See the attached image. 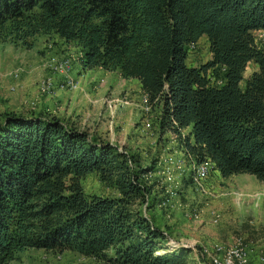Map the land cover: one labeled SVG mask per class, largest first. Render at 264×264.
I'll return each mask as SVG.
<instances>
[{
  "label": "trees",
  "instance_id": "trees-1",
  "mask_svg": "<svg viewBox=\"0 0 264 264\" xmlns=\"http://www.w3.org/2000/svg\"><path fill=\"white\" fill-rule=\"evenodd\" d=\"M262 28L264 0H0V42L29 44L52 32L76 42L85 68L138 78L163 106L161 132H174L198 161L212 159L223 176L248 172L264 182ZM203 34L211 57L189 65ZM250 61L258 67L243 87ZM154 169L155 160L143 165L74 121L5 112L0 264L28 247L73 250L106 264H186L192 249L173 243L143 209L158 202L160 191L145 180ZM91 172L117 193L87 192L83 178Z\"/></svg>",
  "mask_w": 264,
  "mask_h": 264
},
{
  "label": "rangeland",
  "instance_id": "rangeland-1",
  "mask_svg": "<svg viewBox=\"0 0 264 264\" xmlns=\"http://www.w3.org/2000/svg\"><path fill=\"white\" fill-rule=\"evenodd\" d=\"M29 41V44H22L8 38L0 42V121L7 111L49 112L74 121L91 134L118 144L120 149L135 153L143 165L151 164L155 160V169L147 173L145 180L155 184V192L160 191L159 198L151 207L143 205V209L173 243L184 244L192 249L186 264H211L210 257L215 254L217 246H230L238 238L242 239L250 253V264H264L262 180L248 172L223 176L215 166L205 188L200 191L194 190L188 179L184 180V176H189L188 171L182 175L184 183L181 206L172 211L164 209L159 206V201L162 192L164 193L161 180L166 175V171L163 173L166 169L165 158L169 153H174L177 157L185 158L187 164L188 157L184 151L176 149L180 140L174 132H161L158 117L161 118L163 114L162 104L152 103L151 111H145L140 104L142 94L137 83L133 81H138V78L119 76L114 70L106 74L105 69L85 68L81 47L76 42L66 41L55 32L37 34ZM68 56L71 57L68 75L73 78V84H77L73 86L67 84L65 74L54 71L51 66L52 60ZM210 57V42L208 36L203 34L191 45L187 62L189 65H196ZM251 70V65L248 64L246 77L241 81L243 87ZM45 78L52 80L49 91L41 87ZM95 84H125L129 90L123 88L115 98L108 95L103 97L97 93V88L91 89ZM75 93L77 95L74 96ZM80 94L84 95L81 100ZM131 99L136 104H129ZM110 102L113 107H110ZM147 117L153 122L152 133L150 130H143ZM189 129H184V132ZM83 184L89 193H117L113 187L101 182L96 172L87 174L83 178ZM196 210L198 216L194 214ZM214 217L218 220L214 221ZM8 264L106 263L73 250L28 247L20 250L17 257Z\"/></svg>",
  "mask_w": 264,
  "mask_h": 264
},
{
  "label": "built area",
  "instance_id": "built-area-1",
  "mask_svg": "<svg viewBox=\"0 0 264 264\" xmlns=\"http://www.w3.org/2000/svg\"><path fill=\"white\" fill-rule=\"evenodd\" d=\"M256 37L258 39V42L264 45V28L256 31ZM82 57L83 54L81 58ZM52 61L53 62L51 63V66L54 68V71H58L66 75L67 84L71 86L77 85L73 84V78L68 75V71L69 69H71L70 56L66 58H60L58 60L54 59ZM51 86V78H45L42 80L41 87L43 90L49 91ZM140 104L141 107L145 109V111H151L152 102L150 101V97L147 92H143ZM110 107H113L112 102H110ZM146 119L147 120L145 121L143 130H150V133H152L153 122L148 120V117ZM159 120L160 117H158V121ZM176 149L184 151L185 155L188 157V161L187 164H185V158L177 157L176 155H174V153H169L165 158L166 169L163 171V173H165L166 171V175L164 176V179L161 180V185L162 188H164V193L162 192V195L160 197L159 206L170 211L181 206V194L183 191L184 183L182 175L190 171L188 177H183L184 180L188 179L190 185H193L194 190L202 191L205 188L207 181L209 180L211 170L215 167V163L210 158L198 161L191 153L186 152L180 145ZM194 214L198 216L197 210L194 212ZM213 220L217 221L218 219L217 217H214ZM215 251V254H212L211 257L209 256L211 259V264H250V253L245 248L243 241L240 238H238L237 241L230 246H217Z\"/></svg>",
  "mask_w": 264,
  "mask_h": 264
},
{
  "label": "crops",
  "instance_id": "crops-1",
  "mask_svg": "<svg viewBox=\"0 0 264 264\" xmlns=\"http://www.w3.org/2000/svg\"><path fill=\"white\" fill-rule=\"evenodd\" d=\"M80 47V46H79ZM249 64L251 65V72L253 71V70H255V69H257V67H258V65L255 63V62H253V61H250L249 62ZM99 69H104L103 67H98ZM98 71V70H97ZM99 71H101V70H99ZM105 71H106V74H108V73H110V70H107V69H105ZM115 71V73H117V75H119V76H121V73L118 71V70H114ZM251 72H249L248 73V75H247V77L251 74ZM58 76H60L61 78L63 77L61 74H58ZM57 76V77H58ZM246 77V76H245ZM133 81H135V84L137 83V85H138V88H139V92L141 93V94H143V92H145L144 91V89L141 87V82H140V80L138 79V81L137 80H133ZM93 88H97V90H98V92L97 93H99V94H102L103 95V97L105 96V95H108V96H110V97H117V93H119V92H121V90L124 88V89H126L127 87H126V85L125 84H122L121 86H115V85H112V86H107V85H103V84H95L94 86L92 85V87H91V89H93ZM128 89V88H127ZM129 90V89H128ZM107 91V92H106ZM110 91V92H109ZM107 93H110V94H107ZM127 95H129V93L127 92L126 93ZM75 95H77V93H75L74 94V96ZM127 95H125L126 97H127ZM80 96H81V98H80V100L84 97V95H81L80 94ZM65 100L67 101V98H65ZM54 101L56 102L57 100L56 99H54ZM64 102V101H63ZM51 103H53V99H52V101H51ZM62 103V102H61ZM60 103V104H61ZM129 104H136V102L135 101H133L132 99H131V103H129ZM123 106V105H122ZM120 107L118 106V109H119Z\"/></svg>",
  "mask_w": 264,
  "mask_h": 264
}]
</instances>
